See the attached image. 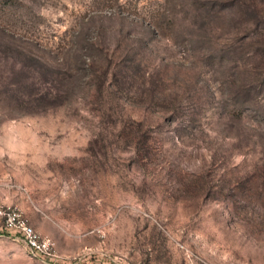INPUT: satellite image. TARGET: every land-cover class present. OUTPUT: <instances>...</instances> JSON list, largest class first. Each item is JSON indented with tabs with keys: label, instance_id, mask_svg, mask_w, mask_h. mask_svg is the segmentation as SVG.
<instances>
[{
	"label": "rangeland",
	"instance_id": "obj_1",
	"mask_svg": "<svg viewBox=\"0 0 264 264\" xmlns=\"http://www.w3.org/2000/svg\"><path fill=\"white\" fill-rule=\"evenodd\" d=\"M0 264H264V0H0Z\"/></svg>",
	"mask_w": 264,
	"mask_h": 264
},
{
	"label": "built area",
	"instance_id": "obj_2",
	"mask_svg": "<svg viewBox=\"0 0 264 264\" xmlns=\"http://www.w3.org/2000/svg\"><path fill=\"white\" fill-rule=\"evenodd\" d=\"M0 229L17 233L33 256L51 257L50 241L40 237L19 210L0 205Z\"/></svg>",
	"mask_w": 264,
	"mask_h": 264
}]
</instances>
